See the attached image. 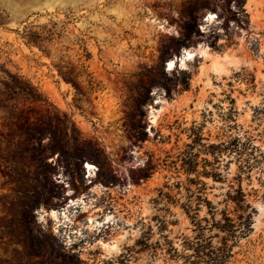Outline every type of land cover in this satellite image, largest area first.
Returning <instances> with one entry per match:
<instances>
[{
    "label": "rangeland",
    "instance_id": "obj_1",
    "mask_svg": "<svg viewBox=\"0 0 264 264\" xmlns=\"http://www.w3.org/2000/svg\"><path fill=\"white\" fill-rule=\"evenodd\" d=\"M235 137L264 155V0H0V264H191L230 186L224 264H264V158L209 149Z\"/></svg>",
    "mask_w": 264,
    "mask_h": 264
},
{
    "label": "trees",
    "instance_id": "obj_2",
    "mask_svg": "<svg viewBox=\"0 0 264 264\" xmlns=\"http://www.w3.org/2000/svg\"><path fill=\"white\" fill-rule=\"evenodd\" d=\"M34 38H30L29 42L35 43ZM207 148V147H206ZM209 149H212V155L215 156V161L217 165L222 164V156L228 154L237 157V159H242L244 156H259L264 158L262 152L258 150L257 147L253 146L251 141L243 142L240 138H232L228 143H220L213 146H209ZM208 149V150H209ZM258 158H254V161H257ZM242 165L239 167L240 172H248L253 168V164L248 160H242ZM205 175H208L206 173ZM214 179L221 180L222 175L218 172L212 174ZM199 201L204 202L208 205V211L211 215V219L204 218L202 220H197V217H191L194 221V226L196 228L197 237L195 241L188 240V247H191L195 256L192 257L191 264H207L203 256H208L205 253L206 246L208 241L205 239V233L214 229L217 234L216 238L220 240V246L215 249L213 253L214 259H212L213 264H224L226 260L231 256V243H236V241L244 236H246L252 227V213L250 209L252 207L248 204L246 200V194L244 193L241 186L235 189L233 186H230V191L226 194L225 203H232L235 205L236 218L232 216L227 210L219 212L218 208L213 207L210 202L199 199ZM190 210V207H188ZM187 215H190V211L185 210ZM220 215V219L217 220V216ZM195 259V260H194Z\"/></svg>",
    "mask_w": 264,
    "mask_h": 264
},
{
    "label": "bare ground",
    "instance_id": "obj_3",
    "mask_svg": "<svg viewBox=\"0 0 264 264\" xmlns=\"http://www.w3.org/2000/svg\"><path fill=\"white\" fill-rule=\"evenodd\" d=\"M214 18H215V16H213V14H208L206 16V19L204 20V23H210ZM163 23H164V27H165L167 24H166V22H163ZM204 28L205 27H203V29ZM197 56L204 58V59H209L210 57H212V52H211L210 47L205 46V45H200L195 50L184 51L182 57H174L173 59L169 60V64H168L169 70H173L174 67H176L179 63H181V65H185L187 62L192 61ZM84 169L87 171V173H89V176H91L93 166L90 163H86V165L84 166ZM71 195H72V191L68 190L67 196H71ZM74 203H75V201L71 200L70 203L67 205V207L68 208L71 207L72 204H74ZM50 216L57 218L58 213L52 211L50 213Z\"/></svg>",
    "mask_w": 264,
    "mask_h": 264
}]
</instances>
